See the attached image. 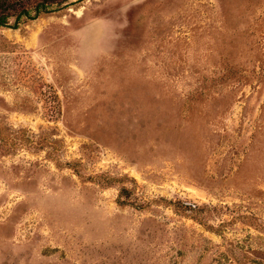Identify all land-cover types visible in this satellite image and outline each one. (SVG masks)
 I'll use <instances>...</instances> for the list:
<instances>
[{"label":"rangeland","instance_id":"obj_1","mask_svg":"<svg viewBox=\"0 0 264 264\" xmlns=\"http://www.w3.org/2000/svg\"><path fill=\"white\" fill-rule=\"evenodd\" d=\"M23 1L0 264H264V0Z\"/></svg>","mask_w":264,"mask_h":264},{"label":"trees","instance_id":"obj_2","mask_svg":"<svg viewBox=\"0 0 264 264\" xmlns=\"http://www.w3.org/2000/svg\"><path fill=\"white\" fill-rule=\"evenodd\" d=\"M65 1L67 0H52V3L62 4ZM42 9H47L46 4H38L35 7L36 13H39ZM29 13L27 2L23 0H0V26L7 25V21L10 18L14 17L20 20L21 17L28 16Z\"/></svg>","mask_w":264,"mask_h":264}]
</instances>
